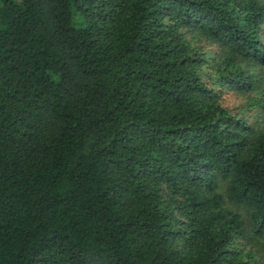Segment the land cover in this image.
I'll list each match as a JSON object with an SVG mask.
<instances>
[{
  "label": "trees",
  "instance_id": "1",
  "mask_svg": "<svg viewBox=\"0 0 264 264\" xmlns=\"http://www.w3.org/2000/svg\"><path fill=\"white\" fill-rule=\"evenodd\" d=\"M263 27L264 0H0V264H264Z\"/></svg>",
  "mask_w": 264,
  "mask_h": 264
},
{
  "label": "rangeland",
  "instance_id": "2",
  "mask_svg": "<svg viewBox=\"0 0 264 264\" xmlns=\"http://www.w3.org/2000/svg\"><path fill=\"white\" fill-rule=\"evenodd\" d=\"M262 38L264 39V29H263V37ZM219 49L220 48H218L216 45H213V44H209V47H206V50L209 53L218 52ZM251 72L255 76V79H256V89L253 92L259 96L260 95L264 96V65H257L255 67H253L251 69ZM227 99L231 100L232 105L238 104L241 101L240 98H237L236 95H233V94H229L227 96ZM240 212L243 213L242 210H240ZM261 244H262L261 240H257V245H258L257 249L262 248Z\"/></svg>",
  "mask_w": 264,
  "mask_h": 264
}]
</instances>
